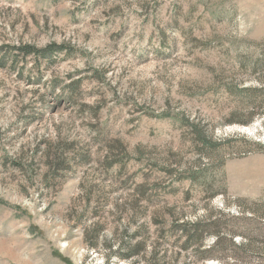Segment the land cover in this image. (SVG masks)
Here are the masks:
<instances>
[{
	"label": "rangeland",
	"instance_id": "obj_1",
	"mask_svg": "<svg viewBox=\"0 0 264 264\" xmlns=\"http://www.w3.org/2000/svg\"><path fill=\"white\" fill-rule=\"evenodd\" d=\"M130 262L264 264V0H0V264Z\"/></svg>",
	"mask_w": 264,
	"mask_h": 264
},
{
	"label": "trees",
	"instance_id": "obj_2",
	"mask_svg": "<svg viewBox=\"0 0 264 264\" xmlns=\"http://www.w3.org/2000/svg\"><path fill=\"white\" fill-rule=\"evenodd\" d=\"M58 46H54V48H49L47 50H43V55H49L53 50L61 49ZM17 51L22 53L24 56H29L31 54H35V48L29 45L19 46L16 48ZM242 218V217H241ZM240 219L238 217H232L227 215L224 211H217L215 215L207 214L203 216V218L196 221H186L184 219H175L172 221V230L170 234L176 235L179 239H182L183 247L187 248L189 246L195 245L196 253L199 255H207L213 259H221L224 257H229L234 255V251L231 250V247L228 245H236L232 238L235 235V232L231 228V224L234 220ZM245 219V218H243ZM154 222V221H153ZM160 224H158V228ZM145 227H143L144 229ZM157 228V231H158ZM166 237L167 232H165L164 228H160L158 232V236ZM207 236H213L214 242L208 247L204 248V240ZM244 237V234H241ZM92 246H97V242H92ZM144 247L143 242H139L136 244L135 250L133 252H126L123 248L118 250L109 249L108 257L106 261L108 262L110 258L114 255L120 258H131L135 254H139ZM246 246H240V249H246ZM243 258L244 256H240ZM131 264V262L129 263Z\"/></svg>",
	"mask_w": 264,
	"mask_h": 264
}]
</instances>
